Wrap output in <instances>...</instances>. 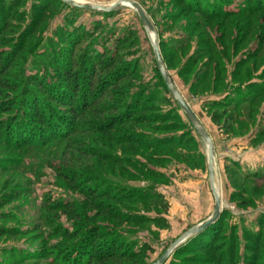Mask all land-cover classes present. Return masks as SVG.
Listing matches in <instances>:
<instances>
[{
  "label": "rangeland",
  "instance_id": "1",
  "mask_svg": "<svg viewBox=\"0 0 264 264\" xmlns=\"http://www.w3.org/2000/svg\"><path fill=\"white\" fill-rule=\"evenodd\" d=\"M75 1L100 6L131 1L140 6L153 27L174 87L212 140L219 220L207 235L184 242L164 264H230L226 259L229 252L235 255L234 264H264V14H238L247 6L244 0L225 5L211 0L219 11L233 14L216 19L197 15L174 0ZM1 8L14 9L10 12L14 19L6 20L0 14L4 40L0 41V53H8L0 55V65L9 66V76L22 74L24 79L20 83L7 80L19 84L17 94L0 88V103L6 104L3 107L11 100L15 103L11 115L0 113V123L18 118L12 130L29 147L16 148V141H21L12 138L13 131L0 129V264H58L59 255L53 248L79 242L57 236V230L50 233L56 226L71 232L74 222L55 208L62 203L74 204L80 221L97 228V233L83 239L89 244L96 242L94 250L85 253H109L110 244L100 250L96 245L113 237L115 246L141 252L134 261L122 259V264H154L182 235L212 215L214 196L206 146L165 91L136 11L128 7L110 13L79 11L54 0H0ZM42 15L46 21L37 29ZM5 24L9 25L6 29ZM34 31L30 47H21L19 40L28 38L20 35ZM79 36L84 39L73 47ZM103 46L110 53L108 58L121 62L132 74L129 103L143 96L139 104L149 110L140 113L130 105L128 112L134 118L161 119L132 121L106 136L102 134L105 126L112 118L120 119L121 111L99 112L97 118L87 116L79 123L80 132L91 131L92 135L84 137L79 132L57 142L60 130L66 128L55 118L56 113L51 117L58 127L52 129L47 123H34L26 112L32 113L29 108L37 103L65 113L68 110L50 102L51 93L50 97L40 93L32 83L38 80L52 91L60 74L54 61L64 64L61 54L74 49V54L81 55L80 51L90 48V54L96 56L94 52L101 54ZM27 89L34 97H28ZM113 89L101 99L100 108L119 100ZM45 112L38 109L46 119ZM66 114L69 120L71 115ZM97 128L99 134L94 131ZM122 131H128L125 144L117 138ZM132 135L136 138H130ZM43 137L48 145L31 148ZM50 139L55 142L49 144ZM153 145L158 150L150 147ZM67 172L71 178L77 176L75 182L66 177ZM84 175L90 182L81 178ZM95 185L100 191H111L113 199L83 194ZM122 194L133 198L122 199ZM119 214L143 220L140 224L123 223V217L116 219ZM207 245L214 246L213 252Z\"/></svg>",
  "mask_w": 264,
  "mask_h": 264
},
{
  "label": "trees",
  "instance_id": "2",
  "mask_svg": "<svg viewBox=\"0 0 264 264\" xmlns=\"http://www.w3.org/2000/svg\"><path fill=\"white\" fill-rule=\"evenodd\" d=\"M56 2V4H63L65 6H68L64 3H62L60 0H54ZM175 2H179L181 3V5L183 7H185V9H193V11L197 14V15H201L202 17H205L207 19H216V18H225L226 16H231L233 14L231 13H226V12H222L219 11L217 8V5L214 4L211 0H174ZM222 3H228V1L231 0H221ZM244 2H247V6L242 8L240 10V13L238 14H242V15H249L251 13H263L264 14V0H244ZM17 7V6H16ZM76 9V8H75ZM14 9H0V14L1 15H5V19L9 20V19H14L13 16H10V12L13 11ZM79 11H85V10H80V9H76ZM18 15V14H15ZM19 16V15H18ZM35 16V15H34ZM41 20L40 22H38V27L36 26L37 29H40L43 25V23H45L46 21V17L44 15L41 16ZM20 21L22 20L21 17L18 18ZM18 20V21H19ZM8 24L3 25V28L6 29L8 28ZM12 33V32H11ZM34 32H30V34H26V33H22V35H20V38H28L26 41L23 40L20 42L19 40V45L21 47H30L29 44H31L32 42V38L34 36ZM1 34V33H0ZM78 38H80V40L76 41L77 39L73 40L72 42V46H77L78 43L79 45L81 44L82 38L84 39L83 36H79ZM0 41H4L2 40V37L0 35ZM8 41V42H7ZM7 43H10V40H7ZM12 41V40H11ZM80 41V42H79ZM5 42V43H6ZM1 47H11V45L9 44H1ZM90 49V48H89ZM88 49V52H83L80 51L81 55L78 54H74V49H71L70 52L68 53H64L61 54V62H63L64 64L60 65L59 61H54L57 65L54 66L55 69H57L59 71V75L58 78L56 79V83H53V87H52V91H50L51 86L49 87L48 84L43 85L42 82H38V80L36 82H33L32 84H36L38 87V91L40 93L49 95L50 97V93H51V97H50V102H55L58 105H60L63 108H66L68 110V114H70L71 118H69V120L66 117H69L65 112L62 111H58L54 108H52L50 105L48 104H36V106H31L29 108V110L33 111L31 112H26V115H29L30 118H33L34 123H41L46 125V123L49 126H52V129H55L56 127H58L56 124L57 122H53L51 117V113H56L55 114V118L59 121V122H63V127H65L66 129L62 128L60 130V134H58L57 138L58 141H65L68 137L79 133L80 132V128H81V124H79L80 122L83 123L85 120V117L87 116H93L96 117L99 116V112L106 113V111H110L113 112L115 114L119 113L120 111V119H115L112 118V123L107 124L108 126L106 127L105 132H103L102 134L108 136L109 131L114 130L115 127L121 128V127H125L128 124H130L132 121L135 123H140L142 121L145 120H151V119H156L157 117H150V118H145L144 116H139V117H135L133 113L128 112L130 111L128 107H130V105H134V109H137L136 111L139 110L140 113H148V111L146 110L147 108L144 105H140L139 104V100H141V97L138 98V100H134L133 102L129 103L127 96L129 95V90H128V86H130V80H131V75L129 74V68L125 65H123L121 62L115 61L113 58H108V55L110 54L108 52V49H105L103 46V51L102 53L98 54L97 51H95L94 53L96 54V56L94 54H90V50ZM0 55H8L7 52H1ZM92 56V57H90ZM98 56L100 58H98ZM107 57V58H106ZM113 59V60H112ZM91 62H90V61ZM89 64L91 65L90 69H89ZM1 67V71H0V76L1 77H5L2 80H0V88L3 90H6L8 92L11 93H18V91L20 90L19 84L18 86H16V83H20L21 79H24L22 74L19 75H8L7 71L9 66L5 67L0 65ZM89 69V70H88ZM104 76H106L104 78ZM160 76V74H159ZM13 79L15 82H9L7 81L8 79ZM161 78V76H160ZM162 79V78H161ZM164 84V83H163ZM113 87V93H115L116 95H119L117 97H119V100H116L115 105L113 106H105L103 108H100L101 106V99L104 97V95L110 93V88ZM120 87H124L125 90H119L121 89ZM165 88V85H164ZM26 89V88H25ZM26 91H28V97H34V94L31 90L27 89ZM25 91V92H26ZM68 91V92H67ZM165 91L167 92L166 88ZM53 92V94H52ZM27 93V92H26ZM56 93V94H55ZM168 93V92H167ZM2 94V93H0ZM169 94V93H168ZM170 96V95H169ZM67 100V101H66ZM75 100L77 102H75ZM125 100V101H124ZM246 100V99H245ZM66 103V104H65ZM118 103V104H117ZM14 101L11 100L9 102H7V106H5L6 104L4 103L2 105V103H0V113L2 114H6V115H11V113L13 112L12 107L14 106ZM39 107V108H38ZM45 109L47 113V118L45 119L42 115L38 114V109H40L42 111V109ZM28 110V111H29ZM94 112H96V115H92L94 114ZM59 113V114H58ZM123 113V114H122ZM127 115V116H126ZM126 116V117H125ZM9 118H7L6 120H2V122L0 123V129H3L6 131V133H9L12 130V125L15 124L18 121V118L12 119L9 123L8 121ZM157 119H161V117H158ZM100 129H95L94 131H96V134H99ZM93 131V133H94ZM18 132V131H17ZM85 134V132H80V134ZM87 134H85L86 136H90L92 135L91 131L86 132ZM12 135V133H10ZM9 134V135H10ZM119 134V133H118ZM128 134V131H122L120 135H117L118 141L120 143H126L125 138ZM84 135V137H85ZM126 135V136H125ZM13 136L12 138H17V140H19L16 144L14 145L16 148H22V147H29V145L27 144V142L25 140H21V136L17 133L15 134L13 131ZM121 137V138H120ZM130 138H136L135 135L130 136ZM37 139V137H36ZM128 139V138H127ZM44 137L42 138L41 141H36L35 144H33L34 147L31 148H35L37 149L40 147H43L46 143L43 142ZM72 141V140H71ZM71 141H69V145L70 148L73 149V146L79 143V140L75 141L74 143H72L71 145ZM55 140L50 139L49 140V144L54 143ZM48 145V144H46ZM151 148H153L154 150H158L157 146L153 145L150 146ZM33 149H31L32 151ZM34 151V150H33ZM66 177L71 178V173L67 172L66 173ZM77 176H72L71 180H73L75 182ZM85 179V182H90L88 179L90 177H86V175H84L83 177ZM72 181V182H73ZM71 181L68 180L69 184H73ZM98 186H94L91 188V190H87V192L83 193L86 196H90V197H95V198H102V199H108V200H112L113 198L111 197L112 193L111 191H106L107 189H101V191L99 190V188H97ZM83 191V190H82ZM114 197V196H113ZM120 197L122 199H132L133 197L131 196H126L124 194L120 195ZM119 197V198H120ZM142 200V199H141ZM95 204V203H94ZM157 202H154V205H156ZM56 209H59V211L62 212V215L67 216V218H69V220L71 222H74L73 226L70 228L71 232H69V230H64L62 228H58V226L52 228V230L50 231L51 235L57 232V236L59 235V237H62L63 239L69 240V241H77L79 240L78 243H73L72 245H62L61 247H54L53 250L56 251L55 254H58L59 257L57 258V262L58 260L59 263L58 264H69L72 260V262L70 264H91L92 261H95L98 264H108L109 261H112L111 264H122L121 260L125 259L128 261H134L135 257L138 256L140 253L139 252H132L131 247H119V246H115L113 243H115L117 240L113 237H110V239L108 241H105L102 244L96 245L97 249H106L109 248L110 245V252L109 253H103L102 251H91L90 254L85 253V251H89V249L94 250V244L96 243L95 241H93L92 243L89 244V242H86L84 239V237L87 236V234H91L92 232L97 233V228L94 226H91L89 224H86L84 222L80 221V216L78 215V211L77 208L75 207L74 204H70V205H64L59 204L57 206H55ZM123 217V223H136V224H140L141 221L143 219L141 218H137L135 217L133 220L131 216L129 215H124L122 216L121 214L116 216V219L121 220ZM219 220V219H218ZM121 221V222H122ZM86 222V221H85ZM138 222V223H137ZM218 222V221H217ZM89 225V226H88ZM216 225V224H215ZM211 226L210 228H208L206 231H204L203 233L197 235L199 236H203V235H207L208 232H210L212 230V228L215 226ZM89 236H87L88 238ZM211 236H209L210 238ZM81 239V241H80ZM208 240V239H207ZM215 242V241H213ZM108 244H110L108 246ZM233 245V244H232ZM209 250H211V252H213V245H207L206 246ZM145 249V247H144ZM147 249V248H146ZM251 251L256 252L257 250H253L251 249ZM26 254L31 255L33 254V252H27ZM36 255V254H35ZM34 255V256H35ZM70 255H75V258H70ZM226 259L230 262V264H234L235 262V255L233 253H227L226 254ZM30 257V256H29ZM41 257V256H40ZM257 257V256H256ZM61 258V259H60ZM252 258V257H251ZM56 260V259H55ZM223 260V258H222ZM70 261V262H69ZM78 262V263H77ZM218 262V261H217ZM125 263V262H124Z\"/></svg>",
  "mask_w": 264,
  "mask_h": 264
},
{
  "label": "water",
  "instance_id": "3",
  "mask_svg": "<svg viewBox=\"0 0 264 264\" xmlns=\"http://www.w3.org/2000/svg\"><path fill=\"white\" fill-rule=\"evenodd\" d=\"M62 3L76 8L80 10L90 11V12H100V13H110L116 9L122 8V7H128L136 11L139 21L143 27V29L146 32L147 38L152 46L153 54L155 58L156 67L158 69V72L162 78V81L165 85V88L167 92L169 93L170 97L173 98V100L177 103L180 110L185 115L188 123L190 124L192 130L196 133V135L203 141V143L206 146L207 150V170H208V180L211 192L214 196V209L212 215L200 223L199 225L193 227L188 232H186L184 235H182L154 264H164L167 259L188 239L195 237L204 231H206L208 228L213 226L219 219L221 209H220V200L218 193L216 192V187L214 184V150H213V144L210 136L196 117V115L193 113L189 105L186 103V101L182 98V96L179 94L177 89L174 87L165 67L163 64V60L159 51V45L156 41V37L153 33V27L148 21L146 15L138 6L136 3L131 1H117L114 4L110 6H100V5H93V4H85L80 3L75 0H60ZM153 35V40H152Z\"/></svg>",
  "mask_w": 264,
  "mask_h": 264
},
{
  "label": "bare ground",
  "instance_id": "4",
  "mask_svg": "<svg viewBox=\"0 0 264 264\" xmlns=\"http://www.w3.org/2000/svg\"><path fill=\"white\" fill-rule=\"evenodd\" d=\"M152 40H153V35H152Z\"/></svg>",
  "mask_w": 264,
  "mask_h": 264
}]
</instances>
